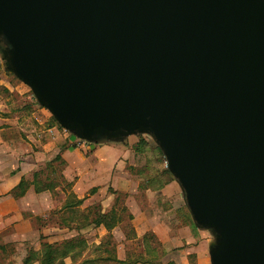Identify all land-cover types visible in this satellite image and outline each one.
Listing matches in <instances>:
<instances>
[{"label": "water", "instance_id": "1", "mask_svg": "<svg viewBox=\"0 0 264 264\" xmlns=\"http://www.w3.org/2000/svg\"><path fill=\"white\" fill-rule=\"evenodd\" d=\"M0 57L76 137L150 134L210 264H264V0H0Z\"/></svg>", "mask_w": 264, "mask_h": 264}, {"label": "crops", "instance_id": "2", "mask_svg": "<svg viewBox=\"0 0 264 264\" xmlns=\"http://www.w3.org/2000/svg\"><path fill=\"white\" fill-rule=\"evenodd\" d=\"M0 109V151L13 160L10 171L0 177V251L7 261L14 255L23 261L28 251L20 254L16 249L30 240L32 253L36 255L29 264H39L41 242L56 239L48 233L55 226L35 223L54 207L52 191L36 190L32 181L34 173L43 170L59 154L63 160L61 176L69 181L68 191L75 197L86 200L97 196L103 204L101 211L107 212L115 207L117 194H125L124 204L132 215L130 233L120 228L118 219L111 227L104 222L96 225L103 233L95 238L98 250H105L103 241L108 238L110 243L113 237L115 246L107 247L112 252L114 249L117 258L131 260L129 264H151L164 258L166 264H210L208 244L213 236L208 229L195 224L176 179L168 177L152 183L149 174L142 180V174L148 173L146 167L138 170L140 173L132 168L147 162L142 151L136 150L137 138H130L137 134L100 143L79 142L69 131L51 124L42 115H35L34 111L23 107ZM12 169L16 170L11 172ZM21 178L29 184L23 194L15 195L12 189ZM25 210L32 215L25 216ZM83 239L86 244L88 240ZM133 239H140L142 248L141 253L130 259L131 251L127 250L132 249L129 243ZM4 242H12L13 247Z\"/></svg>", "mask_w": 264, "mask_h": 264}, {"label": "rangeland", "instance_id": "3", "mask_svg": "<svg viewBox=\"0 0 264 264\" xmlns=\"http://www.w3.org/2000/svg\"><path fill=\"white\" fill-rule=\"evenodd\" d=\"M32 104V105H30ZM28 106L27 108H24ZM16 107H23L25 110L34 111L35 115L39 116L42 115V117H46L48 122H52L51 124L56 125L60 129H65L62 127L53 117L51 112L44 106L40 105L31 90V88L22 80H20L15 74L5 69L3 65V60L0 57V108H3V110L7 108H16ZM1 110V109H0ZM25 112V111H24ZM31 115V114H30ZM68 131V130H67ZM70 132V131H69ZM71 133V132H70ZM72 136H75L73 133H71ZM78 138V137H77ZM130 138H137V143L142 139L146 141V144H140L142 145L140 147H136V150L138 152H141L147 157V153L150 155L149 161L146 162V164H139L132 166V168H137L136 173L140 169H147L146 174H142L143 178L145 179V176L149 174L152 178V183H157L155 179V175L158 174L160 169L168 168L166 164V159L159 148V146L156 144L152 136L148 133H140L137 135H132ZM80 139V138H79ZM77 139L79 142H83L82 139ZM87 142V141H86ZM48 164H45V168L43 170H40L37 175L36 179V186L39 187H45L50 186L52 197L54 200V207L50 210V213L42 218H37L35 223H40L42 226H55V228H49L48 233L52 235V237L56 238L54 241H47V242H61L65 241L67 239H73L76 238V244L77 246L72 249L71 253L74 256L73 259H69L68 256L63 258V261H59V259L56 261V264H85L82 262L83 258H96L94 261H91L89 264H116L115 259L111 258H105L108 254V250H103L101 248L98 250L97 243L95 242V238L99 236L101 231L100 229L94 226L93 223L90 222V220L99 212L102 210V202L100 198L92 197L91 199L83 200L81 203L71 204V205H65L66 200H74V195H69V181L67 182L63 177L61 176V166L62 163L59 160H53L52 162H47ZM13 164V160H10V157L5 155L3 151H0V177L3 176L5 173L10 171V167ZM140 167V168H139ZM16 169H12L11 172H14ZM43 171V172H42ZM171 173V172H170ZM137 175V174H136ZM167 176V175H166ZM142 182V181H141ZM55 186H58L55 188ZM54 187V188H53ZM87 197V196H86ZM124 197L125 194L122 192H119L117 196L115 197V203H114V216L116 219L118 218L117 222H120L119 226L120 228L124 229L127 234L128 228L130 227V218L132 217L131 213L128 211L127 206L124 204ZM78 204V205H77ZM77 205V206H76ZM66 207V208H64ZM102 212V211H101ZM25 216L32 215L29 210L24 212ZM111 212L108 213V216L106 217V220H113L111 218ZM31 217V216H30ZM115 219V218H114ZM33 220V218H32ZM34 221V220H33ZM56 224H60L59 227L56 226ZM106 235V234H105ZM103 235L105 238L106 236ZM211 236V235H210ZM41 237H45L41 233ZM88 240L85 244L81 241H79V238H84ZM149 237V236H148ZM153 238V237H152ZM212 238V236H211ZM45 239V238H44ZM109 244H105L104 246H115V240H113V237H111ZM155 238L153 239V241ZM43 241V242H45ZM41 242V244L43 243ZM79 242L81 244H79ZM12 242H4L8 247H13V245H10ZM129 247H131V250H127V252L131 251L129 255L132 257H129L130 259H133L137 254L141 253L139 251L142 248V242L140 239H133L129 243ZM31 241L27 240L24 242V245H20V249L17 248L19 253H23L25 251H29L30 256H35L36 253H32L30 250L31 248ZM140 248V249H139ZM3 252H5V247L2 248ZM40 249H42L40 247ZM39 249V250H40ZM113 252L114 249L112 248ZM111 253H113L110 250ZM27 253V252H26ZM115 253V252H114ZM102 256V257H101ZM11 257V256H10ZM9 257V258H10ZM61 260V259H60ZM0 263L2 264H23L22 258L18 257H12L9 261H7V256L3 255L0 251ZM151 264H166V259H160L158 261L152 262Z\"/></svg>", "mask_w": 264, "mask_h": 264}, {"label": "trees", "instance_id": "4", "mask_svg": "<svg viewBox=\"0 0 264 264\" xmlns=\"http://www.w3.org/2000/svg\"><path fill=\"white\" fill-rule=\"evenodd\" d=\"M79 139V138H78ZM80 140V139H79ZM140 144H146V141L144 140H140L139 143L137 144V147H140L142 145ZM150 155L147 153V162L149 161ZM61 156L59 154H57L54 157V160H59L61 161V163H63V160L60 159ZM38 175V171L34 173V179L32 182L35 183V189L36 190H40V189H44V188H50V186H45V187H39L36 186V177ZM167 175V176H166ZM174 178L173 175L170 173V171L168 170V168H164L162 171H159L158 174L155 175V179L157 178L159 181H163V179L165 178ZM29 181H27L24 178H21L20 181L15 185V187L12 189L13 193L15 195H21L23 194L24 190L26 189V187L28 186ZM94 189V188H93ZM69 195H74L73 192H68ZM75 197V195H74ZM83 198H78L75 197L74 200H66L65 205H71V204H76V203H80L82 202ZM114 207H112L109 211L107 212H101L99 211L91 220L90 222L93 223L95 226L99 225L100 223L104 222L106 224L107 227H111L115 221L118 219H116V217L114 216L115 211L113 210ZM111 212V218L113 220H106V217L108 216V213ZM115 218V219H114ZM76 238L73 239H67L65 241H61V242H43L41 244V254L39 257V264H56V261L59 259V261H63V258L65 256L70 255L71 257H74L71 253L72 249H74L75 246H77L76 244H74V242H76ZM79 241H81V243H84V239L83 238H79ZM79 242V244H81ZM103 245L105 244H109V240L108 238H106L103 243ZM108 250V252L110 254H108L107 256H105V258H111V259H115L116 260V264H129L131 262V260H125V259H119L116 257L115 254L110 252V248H108L106 246V249ZM31 252H33L32 250H30ZM102 257V256H101ZM33 259V256H30V253L28 251L27 255L24 257L23 259V263L24 264H29L31 262V260ZM61 259V260H60ZM94 259L96 258H83L82 262L85 264H89L91 261H94Z\"/></svg>", "mask_w": 264, "mask_h": 264}, {"label": "built area", "instance_id": "5", "mask_svg": "<svg viewBox=\"0 0 264 264\" xmlns=\"http://www.w3.org/2000/svg\"><path fill=\"white\" fill-rule=\"evenodd\" d=\"M83 140V139H82ZM83 142H85V140H83Z\"/></svg>", "mask_w": 264, "mask_h": 264}]
</instances>
